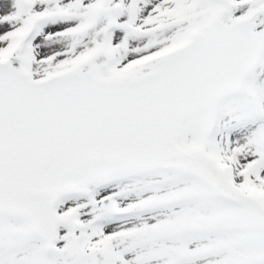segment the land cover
I'll list each match as a JSON object with an SVG mask.
<instances>
[{"label": "snow or ice", "instance_id": "1", "mask_svg": "<svg viewBox=\"0 0 264 264\" xmlns=\"http://www.w3.org/2000/svg\"><path fill=\"white\" fill-rule=\"evenodd\" d=\"M0 264H264V0H0Z\"/></svg>", "mask_w": 264, "mask_h": 264}]
</instances>
